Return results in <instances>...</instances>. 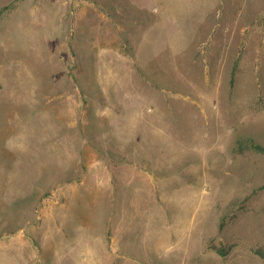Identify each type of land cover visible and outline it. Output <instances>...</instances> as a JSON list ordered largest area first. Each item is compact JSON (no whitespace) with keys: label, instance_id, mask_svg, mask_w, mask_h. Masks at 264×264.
Listing matches in <instances>:
<instances>
[{"label":"rangeland","instance_id":"obj_1","mask_svg":"<svg viewBox=\"0 0 264 264\" xmlns=\"http://www.w3.org/2000/svg\"><path fill=\"white\" fill-rule=\"evenodd\" d=\"M74 186L70 234L122 203L133 261L264 264V0H0V264H54Z\"/></svg>","mask_w":264,"mask_h":264},{"label":"crops","instance_id":"obj_2","mask_svg":"<svg viewBox=\"0 0 264 264\" xmlns=\"http://www.w3.org/2000/svg\"><path fill=\"white\" fill-rule=\"evenodd\" d=\"M70 125V124H68ZM69 129V128H68ZM67 137L63 140L64 145L69 150L67 153L66 161H61L53 167L51 174H59L60 169H67L66 164L69 161V156L72 153H76V145L72 146L68 142ZM73 140V139H71ZM72 147V148H71ZM83 148V147H80ZM86 149L85 151H88ZM82 161V160H80ZM96 165L101 166V161H94ZM106 170L105 176L107 177V183H105V191L107 193H112L118 189L123 191L124 185L120 180L118 182L112 183L113 174L104 165ZM103 168V169H104ZM76 171L77 175L85 177L92 171V169L86 170L79 168ZM102 169V171H103ZM119 168H117L118 171ZM54 171V172H53ZM117 181V180H116ZM83 181L81 185H85ZM146 186H152L151 184ZM73 190H68L69 196L65 194L67 198L62 204L56 205L51 209L50 217L52 220V232L49 235V240L53 243L51 244L53 250L54 264H144L143 262L133 261L129 256H134L129 254V251L120 252V250L125 247L129 248L130 243L124 245V235H123V219L121 215L122 203L115 204L114 218L111 217L112 204L107 202H102V209L104 210V215L108 220L102 222L99 228H97L90 235H72L70 234V221H73L70 215L72 211L74 202L77 200L78 190L76 186L72 188ZM75 192V194H73ZM78 202L76 205H79ZM108 223V224H107ZM67 226V231L63 228ZM70 226V227H69ZM48 235H43L41 240L48 239ZM127 250V249H126ZM6 264H28V244L24 233L18 232L6 236ZM152 264V263H151Z\"/></svg>","mask_w":264,"mask_h":264}]
</instances>
